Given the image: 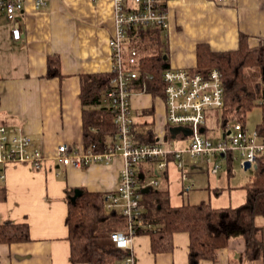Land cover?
Segmentation results:
<instances>
[{
  "label": "crops",
  "instance_id": "0c3cea01",
  "mask_svg": "<svg viewBox=\"0 0 264 264\" xmlns=\"http://www.w3.org/2000/svg\"><path fill=\"white\" fill-rule=\"evenodd\" d=\"M165 4L168 27L161 31L160 39L171 67L193 68L198 43H206L211 51L237 50L240 35H243L250 48L264 47V0H236L227 4L212 0H168ZM5 18L0 11V125L8 131L20 127L30 137L31 144L44 153L45 161L39 169L17 162L2 169L0 222L8 219L14 223H27L31 240L0 243V264H90L74 263L70 259L65 223L69 198L76 189L103 194L115 191L122 159L116 156L108 164L72 167L61 164L54 156L59 144L84 145L80 76L110 69L112 0H49L42 8H35L32 0H26L18 18L21 32L18 40L12 38V24ZM152 39L148 35L145 43L138 42V38L128 39L125 47H135L134 43H137L141 49L145 44L153 48ZM50 55L59 59L60 76L46 74ZM149 109L153 110L152 115L147 111ZM166 111L163 97L133 89L134 130L141 133L152 121L156 139L163 138L164 147L183 148L178 141L188 142L187 132H170L165 121ZM210 116L207 112V120ZM184 161L185 167L201 168L202 165H194L187 156ZM156 163V160H148L138 166L141 179H157L154 189L162 179L167 180L168 165H176L171 155L163 169H157ZM248 181L249 175L239 186L244 188ZM162 188L168 190L165 186ZM226 188L228 191L229 183ZM181 189L183 193H189L183 191V187ZM223 189V183H214L210 187L207 182V201L212 206L233 207L245 200L242 196L244 199L239 204L213 203L212 195L219 197ZM190 194L182 196L181 202L170 203L177 206L198 202L190 201ZM254 219L263 247L259 260L244 258L243 239L236 235L226 247L219 249L217 261L201 259L198 264H264V212ZM124 223L123 218L121 226L114 230L122 229ZM148 237L147 234L134 237L136 264H189L186 231L174 233V247L167 252L153 253Z\"/></svg>",
  "mask_w": 264,
  "mask_h": 264
},
{
  "label": "trees",
  "instance_id": "16d2710c",
  "mask_svg": "<svg viewBox=\"0 0 264 264\" xmlns=\"http://www.w3.org/2000/svg\"><path fill=\"white\" fill-rule=\"evenodd\" d=\"M161 31L155 27H134L129 28L127 34L129 40L138 38V42L143 43L146 35L153 37V48L145 44L141 49L134 43L138 56L132 68L139 77L134 81L133 89L164 97L162 73L169 63L163 40L160 39ZM209 68H217L222 73L224 101L219 113L222 127L228 128L229 121H239L244 125L247 112L254 105H259L262 119L255 128L264 133V47L257 45L250 48L247 37L243 35H240L237 50L211 51L206 43H198L196 64L191 69L205 73ZM251 68L259 71L260 79L250 84L248 75ZM59 72L58 57L48 56L47 76H60ZM112 75V72L106 71L80 76L83 143L84 146L94 144L97 150L110 145L116 133L113 114L104 101ZM147 111L152 115V109ZM152 124V121L148 122L145 130L136 134L137 143L156 142ZM148 160L154 159L145 161ZM227 161L231 162L230 159ZM249 171V181L244 185L245 200L233 207H214L207 200L174 206L170 203L167 189L151 188L144 192L140 189L143 211L136 234L149 235L151 251L159 253L173 249L175 232L186 231L189 236V264H198L201 259L217 261L219 249L226 247L231 237L239 235L244 242V258L259 260L263 247L254 217L264 212V154L258 156L254 168ZM105 194L85 189L74 201L68 202L65 223L70 243L69 255L74 263L117 264L128 255L127 250L115 246L110 240V233L121 226L123 217L118 212L104 213ZM30 240L27 223H14L8 219L0 222V243Z\"/></svg>",
  "mask_w": 264,
  "mask_h": 264
},
{
  "label": "built area",
  "instance_id": "2783aa9c",
  "mask_svg": "<svg viewBox=\"0 0 264 264\" xmlns=\"http://www.w3.org/2000/svg\"><path fill=\"white\" fill-rule=\"evenodd\" d=\"M35 8L44 7L49 0H32ZM168 0H112L113 29L109 36L112 72L110 88L104 93L107 106L113 114L116 127L113 141L102 150L94 144L72 147L59 144L54 158L63 165L87 167L90 164H108L114 157L120 156L122 165L118 175V186L115 191L105 194L104 213L118 212L125 220L124 227L113 230L110 240L115 246L128 251V255L117 264H136L133 254V240L141 207L140 189L157 186L158 181L152 178L139 182L138 166L147 159L157 161L156 167L161 170L166 166L171 155L181 172L183 191H189L193 184L185 183L189 172L185 168L184 156L193 163L198 160L206 163L212 173L221 165V157L237 159L242 169L254 168L259 155L264 154V133L256 128L248 131L239 121L224 128L216 139L207 135V112L221 110L224 101L222 73L217 68H209L201 73L191 68L169 66L162 73L164 102L166 106L165 121L167 127L187 129L188 144L183 148H166L164 139L158 138L155 143H137L131 114V94L133 83L138 79V72L132 68L137 61V50L133 46L125 47L129 39L127 30L134 27H155L162 30L168 27L166 4ZM218 4H227L236 0H212ZM26 0H0V11L5 15L11 27L14 40L20 38L18 24L19 14ZM126 52V53H125ZM126 56V57H124ZM150 77V75H147ZM264 102V101H263ZM227 131H229L227 133ZM32 141L20 127L11 131L0 125V166L24 163L30 168L43 167L45 156L41 149L31 144ZM249 163V167H245ZM4 177L3 171L0 178Z\"/></svg>",
  "mask_w": 264,
  "mask_h": 264
},
{
  "label": "rangeland",
  "instance_id": "374dc122",
  "mask_svg": "<svg viewBox=\"0 0 264 264\" xmlns=\"http://www.w3.org/2000/svg\"><path fill=\"white\" fill-rule=\"evenodd\" d=\"M264 45V44H262ZM248 72V71H247ZM249 76V83H255L256 81H259L260 79V73L257 69H252L250 70V75ZM211 116L207 120V126L209 131H207V135L211 139H216L217 134H221L223 131V127L221 125V121L219 119V110H209L208 111ZM262 119V109L261 106L259 105H254L253 108H251L247 114H246V120H245V125L246 129L248 131H251L254 129V127L260 123ZM233 123V121H229L228 125L230 126ZM178 143H181L182 147H186L188 142L182 140L178 141ZM186 158V156H184ZM219 165L221 167L216 173H212L209 169L206 163H201L198 160H195L193 162L194 165H201V168H191V166L185 167L187 171L189 172V177L185 181V183L190 182L193 184L192 188L188 191L193 192L190 194V201L195 200L199 201L200 199H205L207 200V182L209 181L210 187L214 183H223V189L221 192V195L219 197H213V192L211 190V195H212V201L213 203H236L239 204L240 202L243 201L245 197V188L240 187L239 185L242 184V182L247 179V175H250V171L244 170L241 168L239 161L237 159L232 160L231 162H228L227 160H224L222 158L217 160ZM230 163V164H229ZM167 180L162 179L160 182V185L158 188L162 187H167L168 188V194H169V199L172 204H175V201H180L181 198L186 197L187 194L183 193L181 190L182 188V181H181V172L177 168V166L174 163H170L168 165L167 169ZM228 172H230L228 174ZM230 185V188L227 191V185ZM226 187H225V186ZM242 196H244L242 198ZM242 198V199H241ZM184 201H187L186 199ZM236 201V202H235ZM192 203V202H191ZM226 206V205H225ZM123 221V220H121Z\"/></svg>",
  "mask_w": 264,
  "mask_h": 264
},
{
  "label": "water",
  "instance_id": "95a60500",
  "mask_svg": "<svg viewBox=\"0 0 264 264\" xmlns=\"http://www.w3.org/2000/svg\"><path fill=\"white\" fill-rule=\"evenodd\" d=\"M263 74H264V69H263ZM169 129H170V132H172V133H174V132H178V131H183V132H188V130L187 129H184V127L183 128H180V127H169ZM229 131H227V133H228ZM246 168L247 167H249V163H246V166H245ZM149 190V188L148 187H145V188H142L141 189V191L142 192H144V191H148ZM82 192V190H80V189H76V190H74V193H73V195H71L70 196V200H72V201H74L75 199H76V197L80 194Z\"/></svg>",
  "mask_w": 264,
  "mask_h": 264
}]
</instances>
